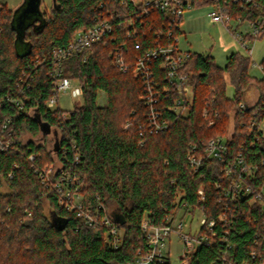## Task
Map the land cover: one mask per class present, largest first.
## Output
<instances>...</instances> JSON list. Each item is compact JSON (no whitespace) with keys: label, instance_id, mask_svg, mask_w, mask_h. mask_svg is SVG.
<instances>
[{"label":"trees","instance_id":"trees-1","mask_svg":"<svg viewBox=\"0 0 264 264\" xmlns=\"http://www.w3.org/2000/svg\"><path fill=\"white\" fill-rule=\"evenodd\" d=\"M119 1L56 0L58 7L52 17L44 13L38 27L25 30L23 53L18 51L17 31L11 24L14 11L2 9L0 97H16L18 85L30 87L24 98L26 111L9 104L0 110V118L10 121L8 138L13 142L9 151H0V264H132L147 251L142 221L146 218L153 226H163L182 207L188 213L203 208L207 221L216 222L217 236L207 233L210 246L190 251L185 256L188 264L264 262L262 206L241 201L225 213L222 194L229 179L222 170L226 163L207 157L202 168L193 172L187 158L191 146L202 152L210 140L226 138L228 163L242 155L249 168H258L259 182L264 181V134L251 132L250 127L255 113H260L258 122L264 117V75L262 79L250 75L252 61L247 55L234 53L221 68L211 57L190 53L183 68L192 89L189 112L177 115L169 110L176 92L161 97L159 119L168 128L152 133L149 108L141 99L143 84L134 75V60L154 47L156 35L165 31L163 26L171 19L152 13L143 18L146 27L128 38L120 30L119 15L125 7ZM192 1L194 9L212 4V0ZM226 9L234 19L253 22L264 16V0H254L246 8L227 3ZM103 19L114 23L115 39L95 43L63 63L65 76L82 86V103L64 119L63 111L47 107L53 95L49 55L55 48L67 46L77 32L89 30ZM262 38L264 29L257 40ZM120 43L127 44V72L114 63L113 50ZM43 57H47L45 63ZM155 70L158 80L167 85L157 67ZM260 70L264 74V61ZM227 81L235 89L232 98L226 95ZM253 87L258 99L250 106L247 92ZM101 94L106 99L103 104ZM42 125L57 129L61 136L54 150L45 141L35 140L47 135V127ZM47 165L57 169L55 182L68 174L74 185L77 177L81 194L92 206L100 202L107 208L113 224L124 230L119 249L108 246L104 227L90 228L75 212L60 207L58 191L47 188L37 174ZM201 189L204 201L198 194ZM222 216L227 220L221 222Z\"/></svg>","mask_w":264,"mask_h":264},{"label":"built area","instance_id":"built-area-1","mask_svg":"<svg viewBox=\"0 0 264 264\" xmlns=\"http://www.w3.org/2000/svg\"><path fill=\"white\" fill-rule=\"evenodd\" d=\"M125 8L119 17L122 19L120 29L126 34L128 38L136 36L146 27V22L143 18H148L152 13L160 12L165 16L170 17L171 23L164 25L163 33L158 32L156 35V43L153 48L146 49V51L135 58L134 75L139 78L143 84L142 101L149 108V129L153 132L167 129V124L162 121L160 123L162 108L160 107L161 97H172L173 92H176L177 97L173 99V105L169 110L177 115H186L189 112V103L192 100V89L189 86L188 77L183 73V68L189 59V52H183L178 47L180 36L175 33L181 31V24L184 19V14L194 9L192 0H120L119 1ZM212 10L210 17L212 22L223 25L234 39L239 43L247 52V56L252 58L253 49L249 45L259 37L264 27V16L258 17L256 21L245 22L242 20L232 18L230 13L226 11V5L232 4L246 8L254 3V0H212ZM226 4V5H225ZM2 9L0 7V33L2 32ZM139 22V24H138ZM246 27L243 31L240 28ZM152 30V29H151ZM115 34L114 23L109 19L99 21L95 26L89 30L79 31L75 34L72 41L65 47L55 48L50 57V79L53 81V95L47 102L49 109H60L63 111V117H67L69 113H73L74 108L65 111L58 107L62 97H71L73 99L82 98V86L79 82L67 78L65 76V61L76 52L87 50L88 48L98 42L113 41ZM251 37L254 41L247 40L246 37ZM139 44H136V49H139ZM127 52V44L120 43L113 50V58L115 65L121 72H127L130 69V64L127 62L125 53ZM42 62L47 61V57L42 58ZM41 62V63H42ZM161 72L166 82L161 83L157 78L155 68ZM264 75V74H263ZM27 83V82H26ZM25 83V84H26ZM27 87V88H26ZM30 84L26 86L18 85V95L0 97V110L5 104L13 105L20 111H26L24 98L27 96V89ZM33 113V111L31 112ZM207 113V112H205ZM260 113L254 114V119L251 122V132L258 131L264 134V117L262 121L258 122ZM9 119L2 120L0 118V151L6 152L13 147V142L9 136ZM57 130V129H56ZM58 131V130H57ZM59 133V132H58ZM59 135L58 142H61ZM227 139L217 137L206 143L202 152L193 145L188 155L189 163L194 171L202 168L205 160L216 159L222 163H226L223 172L226 178L229 179L227 188L223 191L222 200L225 203V213H228L231 205L238 204L241 201H247L249 206L260 204L264 211V181L259 182L257 176L258 168L246 165L242 155H238L228 163V146ZM75 150V160L78 162L80 159L78 148L75 142L72 144ZM65 150V148H64ZM30 160H34L30 157ZM57 169L55 166H45L37 170L38 177L47 188H53L58 191L59 205L61 208L69 212H75L80 217L86 226L90 228L104 227L106 229L105 240L108 246L112 249H119L123 244L124 231L121 227L113 224V221L108 213L107 208L98 202L96 206H92L87 197L80 192V181L74 177V185L69 182L70 175H60V180H54ZM11 177V175H9ZM256 184V185H254ZM219 186V184H216ZM201 201H204L203 190L199 191ZM202 215L200 221V229L196 235H191L183 232L184 223L183 217L179 218L182 211H186V207L178 209L175 214L167 218V223L163 226H153L148 219H144L141 224L146 239L145 253L139 254L132 264H173L169 257L168 242L171 235L174 233L180 237L183 243L184 252L181 256L180 264H188L186 257L187 254L193 249L201 246H210L208 234L217 236L215 232L216 222L207 221V217L203 208H196ZM191 211V212H194ZM188 213V212H187ZM190 213V212H189ZM227 216L220 218L224 222ZM205 228V232L203 229ZM255 253V252H254ZM252 253L255 258L256 254ZM231 264V263H228ZM247 264V263H245ZM259 264H264L260 262Z\"/></svg>","mask_w":264,"mask_h":264},{"label":"rangeland","instance_id":"rangeland-1","mask_svg":"<svg viewBox=\"0 0 264 264\" xmlns=\"http://www.w3.org/2000/svg\"><path fill=\"white\" fill-rule=\"evenodd\" d=\"M26 0H0L1 8H8L11 11H17L23 9L25 6ZM54 0H41L40 10L43 13H47L48 17L53 16L54 10ZM5 6V7H4ZM212 7L206 6L199 9H192L187 11L184 14V19L181 24V33L178 47L183 52H191L192 54H198L203 56V58L208 59L212 58L217 67L225 68L227 65V59L234 53H240L242 55H247L246 50L234 39L232 34L220 24L212 22L210 12ZM44 18V16H43ZM242 31L246 27L240 28ZM18 51L23 53L25 48L22 44L19 43L17 46ZM250 49H253V56L251 58L252 66L250 75L257 79L263 78V73L260 70V65L264 61V38L259 41H255L249 45ZM227 90L226 95L229 98L234 97L235 89L227 81ZM251 95V100L248 101L250 106H253L258 99V90H253ZM100 103L103 104L106 102L105 95L101 94ZM82 103L81 99H73L71 97H62L60 99L61 109L68 111L80 105ZM56 129H50V132L47 135H39L38 138H35L38 142H44L48 145L50 150H54L57 145L59 135ZM26 139H30L29 136ZM54 153V151H53ZM47 213L50 215V210L46 209ZM113 208H110L109 212L111 213ZM113 217H118L117 214H114ZM183 217L184 229L183 232L191 235H196L197 231L200 229V221L202 215L198 210L194 212H184L182 211L179 215V218ZM124 231H121L123 234ZM169 257L173 264L181 263V256L184 252V247L182 240L176 234H172L168 242Z\"/></svg>","mask_w":264,"mask_h":264},{"label":"water","instance_id":"water-1","mask_svg":"<svg viewBox=\"0 0 264 264\" xmlns=\"http://www.w3.org/2000/svg\"><path fill=\"white\" fill-rule=\"evenodd\" d=\"M54 10L57 9L56 0H54ZM41 5V0H26L25 6L21 10H17L14 12L13 15V27L17 31V41L16 45L18 46L19 43L26 48L24 41H23V35L27 28L30 26H36V22H43L44 21V13L39 9ZM43 24L39 27H42ZM47 126L42 125V128L45 129ZM50 132V128L47 127L45 129V133L48 134Z\"/></svg>","mask_w":264,"mask_h":264},{"label":"crops","instance_id":"crops-1","mask_svg":"<svg viewBox=\"0 0 264 264\" xmlns=\"http://www.w3.org/2000/svg\"><path fill=\"white\" fill-rule=\"evenodd\" d=\"M181 32H182V31H181ZM182 33H183V32H182ZM189 53H191V52H189ZM255 89H256V88L253 87V88H251V89L247 92V99H248V101L251 100V99H250V98H252L251 95L253 94V92H254L253 90H255ZM256 90H257V89H256Z\"/></svg>","mask_w":264,"mask_h":264},{"label":"flooded vegetation","instance_id":"flooded-vegetation-1","mask_svg":"<svg viewBox=\"0 0 264 264\" xmlns=\"http://www.w3.org/2000/svg\"><path fill=\"white\" fill-rule=\"evenodd\" d=\"M37 23V22H36Z\"/></svg>","mask_w":264,"mask_h":264}]
</instances>
